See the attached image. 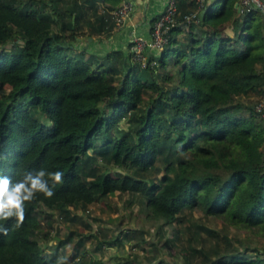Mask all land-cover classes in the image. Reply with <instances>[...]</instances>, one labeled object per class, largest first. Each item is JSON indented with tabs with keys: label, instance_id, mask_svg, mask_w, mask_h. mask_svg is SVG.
Listing matches in <instances>:
<instances>
[{
	"label": "trees",
	"instance_id": "obj_1",
	"mask_svg": "<svg viewBox=\"0 0 264 264\" xmlns=\"http://www.w3.org/2000/svg\"><path fill=\"white\" fill-rule=\"evenodd\" d=\"M240 1L197 9L177 0L167 42L148 58L157 65L141 67L128 49L89 52L79 39L108 35L121 0H0V86H9L0 93V175L64 173L51 198L26 202L19 228L0 221L8 229L0 264H110L76 229L44 249L40 207L95 237L88 205L116 191L126 207L138 202L146 217L176 228L168 237L159 225L145 262L134 255L126 264H176L157 258V242L179 249L178 264H264V247L247 239H264V118L255 110L264 99V16L238 10ZM133 236L123 228L96 248L127 240L143 251V235Z\"/></svg>",
	"mask_w": 264,
	"mask_h": 264
},
{
	"label": "rangeland",
	"instance_id": "obj_2",
	"mask_svg": "<svg viewBox=\"0 0 264 264\" xmlns=\"http://www.w3.org/2000/svg\"><path fill=\"white\" fill-rule=\"evenodd\" d=\"M227 31L231 33L230 28H227ZM174 69V68H173ZM9 86L1 85L0 93H5L8 90ZM121 126V123H120ZM124 199H126L125 194H120L117 191L113 194H108L105 199H98L92 204L88 205L89 215L88 222L92 227H99L98 231H96V236H90V229L85 228L84 224H81L78 221H75L74 225H68L67 222L59 219L55 212H50V210H45L43 206L40 207L41 216L45 217L41 219V234L40 240L38 239L41 246L44 249L50 250L54 247V245L58 242V239H61L65 236L70 229H76L77 233L88 234V240L86 241V247L88 251L94 256L96 259L103 258L105 261L110 264H126L124 260L131 259L134 255H137V258L145 262V255H150L153 252V248L150 245L149 239L152 241H156V234L158 230V226L162 225L163 229L166 231V236L172 235L175 232V227H170L168 225L162 224V221L159 219H150L146 217V212L142 208V206L137 202L133 203L129 207L125 206ZM118 208L121 210L119 211ZM124 210V212H122ZM80 214L83 216L85 212H80V209L77 208ZM44 212V213H43ZM52 213L47 216V213ZM87 213V212H86ZM197 215H200L199 211L195 210ZM48 220L52 223L51 228L49 225L45 223ZM212 227H219L221 225L220 219H209L207 221ZM173 226V225H172ZM55 228L59 230V232L55 231ZM130 228L133 231V239L131 241H137L143 235L145 239V243H142L144 246L143 251L137 250V247H130L128 241H124L121 245L102 243V248L97 249L96 246L99 241L103 240L105 236L108 238L116 235L121 229ZM43 232H48L47 237L44 239L42 237ZM138 232H140L139 235ZM235 235L244 236L243 231H234ZM249 239L253 244L263 246L264 247V239H260L254 236H251ZM77 237L75 236L73 243H76ZM163 241V240H162ZM73 243L67 244L63 247L65 250L67 258L70 257V253L73 252ZM158 244L157 258L158 257H167L169 261H173L178 264L181 260V254L177 247H161L160 242ZM61 251V248H58V252ZM130 264V263H129Z\"/></svg>",
	"mask_w": 264,
	"mask_h": 264
},
{
	"label": "built area",
	"instance_id": "obj_3",
	"mask_svg": "<svg viewBox=\"0 0 264 264\" xmlns=\"http://www.w3.org/2000/svg\"><path fill=\"white\" fill-rule=\"evenodd\" d=\"M196 7L203 8L207 0H194ZM240 5L250 6L258 9L264 16V0H241ZM131 10V4L128 1H122L112 11V19L115 28L121 26L128 17ZM196 10L190 11L183 16L186 22L195 18ZM178 15L177 0H165V5L158 17L152 22L148 36L133 35L130 46V63H139L141 67L157 65L154 60L149 61L151 51H160L168 39V32L175 24ZM255 110L264 118V99L259 100L255 105Z\"/></svg>",
	"mask_w": 264,
	"mask_h": 264
},
{
	"label": "clouds",
	"instance_id": "obj_4",
	"mask_svg": "<svg viewBox=\"0 0 264 264\" xmlns=\"http://www.w3.org/2000/svg\"><path fill=\"white\" fill-rule=\"evenodd\" d=\"M124 127L126 121L122 120ZM62 171L50 172L40 169L36 172H27L22 179L13 181L10 177L0 175V221L15 220V227L19 228L26 214L25 204L42 194L45 198L54 195L55 185L63 182ZM51 181V186L49 184ZM8 229L0 225V234L7 235Z\"/></svg>",
	"mask_w": 264,
	"mask_h": 264
},
{
	"label": "crops",
	"instance_id": "obj_5",
	"mask_svg": "<svg viewBox=\"0 0 264 264\" xmlns=\"http://www.w3.org/2000/svg\"><path fill=\"white\" fill-rule=\"evenodd\" d=\"M122 1H128L131 4V10L121 26L111 28L108 35L107 33L84 34L82 35L84 37L79 38L89 52L104 53L116 48L128 49L133 35L148 36L152 21L158 17L165 5V0ZM209 1L211 0H207V2ZM158 53L159 51H151L150 55L155 56Z\"/></svg>",
	"mask_w": 264,
	"mask_h": 264
},
{
	"label": "water",
	"instance_id": "obj_6",
	"mask_svg": "<svg viewBox=\"0 0 264 264\" xmlns=\"http://www.w3.org/2000/svg\"><path fill=\"white\" fill-rule=\"evenodd\" d=\"M236 6H237V9L239 10L240 9L239 5L237 4ZM203 12H204V9L201 11V13ZM121 80H123V78Z\"/></svg>",
	"mask_w": 264,
	"mask_h": 264
}]
</instances>
